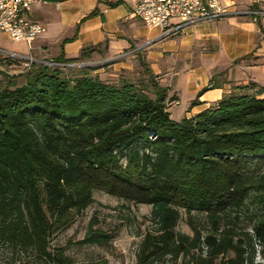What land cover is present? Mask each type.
<instances>
[{
    "label": "trees",
    "instance_id": "16d2710c",
    "mask_svg": "<svg viewBox=\"0 0 264 264\" xmlns=\"http://www.w3.org/2000/svg\"><path fill=\"white\" fill-rule=\"evenodd\" d=\"M96 47L57 61L81 62ZM140 64L141 78L113 83L86 68L68 76L38 64L18 84L0 69V254L10 264H71L50 237L92 203L95 190L151 207L156 229L144 234L136 264L202 246L207 256L199 264H252L254 247L264 252V170L248 162L264 158V87L235 86L175 121L167 110L173 98ZM249 206L250 231L224 224L229 212ZM179 209L204 213L211 232L177 233ZM103 238L91 231L82 243ZM229 251L233 259L216 262Z\"/></svg>",
    "mask_w": 264,
    "mask_h": 264
},
{
    "label": "crops",
    "instance_id": "0c3cea01",
    "mask_svg": "<svg viewBox=\"0 0 264 264\" xmlns=\"http://www.w3.org/2000/svg\"><path fill=\"white\" fill-rule=\"evenodd\" d=\"M225 3L239 10H264V0ZM93 10L96 14L87 17ZM26 17L45 28L30 49L0 32V50L19 56L8 58L15 61L6 66L17 69L13 76L28 72L41 61L76 58L87 46L98 45L88 59L101 60L144 48V59L155 80L167 89V100L173 98L167 102V110L175 121L195 116L235 86L253 82L264 87V17L227 16L188 26L158 41L159 31L147 29L123 4L103 13L98 0H43L34 3ZM25 56L33 58L31 65H23L20 57ZM118 68L128 67L119 63ZM194 99L197 102L191 106Z\"/></svg>",
    "mask_w": 264,
    "mask_h": 264
},
{
    "label": "rangeland",
    "instance_id": "374dc122",
    "mask_svg": "<svg viewBox=\"0 0 264 264\" xmlns=\"http://www.w3.org/2000/svg\"><path fill=\"white\" fill-rule=\"evenodd\" d=\"M132 47H136L135 44H132ZM143 49L131 53L122 52L123 55L121 53L115 56L114 60L113 58L109 60L88 59L80 63L76 62L78 66L65 69L63 73L70 76L77 73L79 69L86 68L90 75L108 83L116 82L121 77L136 81L143 76L141 60L147 63L143 56ZM115 62L117 64H114ZM119 63L128 68L119 69ZM0 69L9 76H13L11 74L17 70L3 65H0ZM24 74L14 75L18 84L24 82L23 77L21 78ZM173 118H176V115H173ZM248 162L256 169L264 170L263 157L251 158ZM92 199V203L86 209L74 215L65 228L50 237V247L61 250L64 256L70 259L71 264H136V254L144 234L156 229L150 221L151 207L115 198L100 190L93 191ZM253 212L255 210L252 206L248 209L229 212L224 224L231 221L237 234L250 231ZM195 230L202 236L211 232V225L205 214L197 211L187 214L184 209H179L175 231L191 238ZM91 231L104 236L101 244L82 243ZM206 256V248L202 246L200 249L190 251L186 256L181 255L177 258L167 256L151 264H199L200 260ZM4 257H6L4 254H0V264H10ZM234 257L233 251H229L219 256L216 262L219 260L225 262ZM252 264H264V252L259 246L254 247Z\"/></svg>",
    "mask_w": 264,
    "mask_h": 264
},
{
    "label": "built area",
    "instance_id": "2783aa9c",
    "mask_svg": "<svg viewBox=\"0 0 264 264\" xmlns=\"http://www.w3.org/2000/svg\"><path fill=\"white\" fill-rule=\"evenodd\" d=\"M43 0H0V32L16 43L30 44L45 28L40 23L27 19L26 14L34 3ZM102 12L106 13L113 4L125 5L130 14L139 19L149 30L157 29L155 40L173 37L188 26L199 23L215 22L227 16H248L254 19L263 18V9L239 10L226 4L225 0H98ZM2 58H17L14 54L0 50ZM24 66L33 63L30 56L20 57ZM40 65L53 69L65 70L78 66L76 62L41 61Z\"/></svg>",
    "mask_w": 264,
    "mask_h": 264
}]
</instances>
